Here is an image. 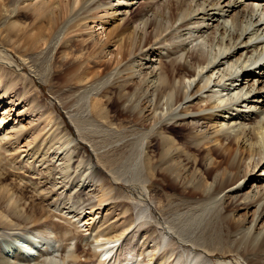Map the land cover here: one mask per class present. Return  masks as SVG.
<instances>
[{
	"label": "rangeland",
	"instance_id": "obj_1",
	"mask_svg": "<svg viewBox=\"0 0 264 264\" xmlns=\"http://www.w3.org/2000/svg\"><path fill=\"white\" fill-rule=\"evenodd\" d=\"M15 1L11 9L18 11L19 14L32 13V7L29 4L50 1V10H57L59 4V21H61L62 11L70 9V1L67 0ZM175 1L149 0L147 3L152 4V10L147 12L144 20L151 19L152 13L161 4L174 3ZM140 2L144 4L145 0H134V2L130 0H98L95 3L96 5L94 4L95 6L89 5L88 9L85 10L86 13L81 11L77 16L67 13L64 23L59 25V32L55 34L47 46L28 44L29 40L25 41L24 36L17 41L9 40L5 43H3L2 38L0 39V120L2 114L6 117V119L4 117L5 122L0 131V169L6 174L4 184L10 189L9 194H12L13 191V197L16 196L14 198L21 200L20 203L26 209L44 208L43 212L37 209V213L31 214L34 215L33 220L25 227L23 224L18 227L13 226V221L9 217L0 220V264L3 262L4 264H20V261L14 256L15 254L9 259L7 247H3L7 245V240L15 236H21L20 241L25 249L30 246V238L37 240L36 237L44 231H51V239L54 241L51 244L52 246L49 245L48 247L49 250H54L56 261L58 260L62 264H101L100 260L105 259L107 256L109 259L104 264H145V262L149 264H190L192 263L191 259L194 261V257L192 258L194 253L205 256L202 264L246 263L239 254L235 253V247H233L235 246V233L230 235L226 233L223 222L219 220L220 214L223 212L219 207L221 204L218 199L222 195L217 198L215 203L217 206L214 205L210 210L211 212H206L205 214H208L203 215V217L197 216L192 219L193 214L188 212L190 208L184 206L178 209L179 212L177 209L167 210V208H163V212L157 210L158 207H161L162 202L152 197L153 194L148 187L154 180L143 169L142 161L146 162L153 158V154L145 149V145L153 135L161 134L158 133L160 132L158 126L161 123H166L167 119L171 122L168 115L165 114V109L162 112L164 117L162 116L159 121L157 114L143 113V116L141 115L145 123L134 128L141 130L144 134V138L140 142L142 148L138 149L139 153L135 148L126 146L128 142L133 141L132 139L137 136L129 135L128 132L125 133L127 129L119 128L118 123L123 120L122 117L118 118L119 121H112L111 123L104 120L94 121L92 118L90 112L92 98L104 96V99H106L110 95L113 98L114 93H110L108 88H117L122 82H129L133 85L128 99L131 104L133 103L132 105H136L139 109L153 93L152 81L154 77L151 71L158 68L159 60L163 57L162 60L166 62L172 58L177 62H186L192 65L184 49L200 50L204 54H208L210 58L214 56V51L219 49L218 43H215L216 39L212 41L211 32L213 29L206 27L207 24L212 22H208V18L203 16L204 22L200 23L198 21V24L196 21L202 15H193L192 17L196 19L191 20V22L194 21L195 23L188 25V27L177 30L181 22L180 17L172 25L170 24V27L167 23L169 28L163 34L165 36L171 33V39L168 36L156 37L157 39L155 38L154 42L164 41L162 44L154 46L158 50L140 55L138 46L143 38L150 34L149 31L146 34L144 24L133 25L129 29L130 31L128 30L127 34L123 35L122 40H118L120 37L116 34L118 29L122 27L123 20L128 18L129 13L134 11L141 4ZM187 4L190 8L197 9L192 0H189ZM2 9L3 13H0V15L3 16L5 7H2ZM164 14L165 17L168 16L167 9ZM105 20L106 22H104ZM6 21L1 17L0 28L5 26ZM163 23H166V21L163 20ZM27 25L28 21L25 25H22L23 28H27L25 37L34 32ZM227 25L229 26V23ZM128 36L132 40V46L127 42ZM94 42L97 45L94 46ZM62 43H67L69 49L64 53L56 54L57 48ZM71 45L76 46L75 49L70 47ZM101 45H103L104 50L99 54ZM182 47L185 48L182 50ZM77 49L81 50L80 54L71 53ZM170 49L171 52H169ZM168 53L174 54L171 58H168ZM87 57L90 62L99 59L107 65L109 67L107 75H100L98 69L97 80H90L82 85L74 84L76 83L75 80L68 73L71 70L78 69L79 66L77 72L84 68L86 66L84 65V58ZM6 59H8V63ZM61 61L66 62L65 66L60 65ZM132 66L134 68L130 73V69H127ZM226 67L224 65L222 68L225 69ZM57 74L59 75L58 80L54 78V75ZM213 77L217 78L216 75ZM8 80L14 82V85L10 89L4 90L2 88L3 82L6 83ZM198 80L199 77L191 78L192 89L197 90L204 86ZM185 83L187 84L188 80H185ZM178 85L179 82L176 81V86ZM212 85L213 82L210 83V86ZM254 86L256 87L255 83ZM207 89L209 91V88L200 89V93L192 101L187 99L190 103L185 100L186 102L176 110L181 111V116L175 117L176 119L190 116L193 113L202 116L195 129L185 132V136L188 135L186 141L190 136H194V139L202 143L201 138L207 136L210 139L217 132H220V122L215 116L213 117L217 113L214 110L215 107L209 105L207 108L195 109V111L192 108L194 105L198 106L200 100L198 96ZM212 89L210 88V92L215 89L218 90L219 87ZM210 92L202 94L206 96L205 94L208 95ZM122 93H125V91H122ZM225 98L228 99L229 96H225ZM226 103H231V98ZM66 106L69 107L66 108ZM127 106H129V103H121L118 110L124 111ZM248 110L245 109V112ZM104 111L107 116L113 115L108 109H104ZM176 119H173L172 122L177 121ZM71 121H76L77 125L80 126L78 130L81 134L79 132L77 134H80L79 138L82 137L79 140L82 143L79 146L81 149H74L72 145L64 144L63 139L59 138L63 123H66L71 128L74 137L78 138ZM261 121H263V118ZM11 127L14 128L7 135L2 136ZM189 132L192 135L188 134ZM197 132L200 134L198 137H196V135H199L196 134ZM203 133H205L204 136ZM161 135L169 139L172 138L173 144L176 141L170 135ZM203 139L206 140V138ZM199 141L198 146H201ZM210 145L206 150L209 149L211 156L213 153L224 154L229 148L226 142H213ZM181 147L180 143L176 141L172 151L176 152V148L180 152ZM239 153H241V150L235 151L234 149L232 156L239 155ZM242 154L246 156V152ZM259 158L260 156L255 155L253 158L250 157L249 160H246L245 165L251 164L253 160L259 161V165L253 174L247 178L252 182L237 194L236 200L242 195L252 197L255 191L256 196L264 193V158L262 161ZM210 159L211 163L216 162L213 157ZM97 171L111 184L114 191L105 198V203L95 207L93 213L91 212L94 215L93 220L89 222L90 226L93 227L91 229V227H85L84 222L89 216L88 205L96 200L95 197L99 189L97 185H100L103 181L102 178L97 177ZM196 171L194 170L193 173V170H188L184 176L191 175V173L195 177L200 176L199 171ZM44 177L47 180H44ZM186 180L187 177L185 182ZM198 180L202 183L201 188L198 189L199 193L202 190L211 191V180L206 181L202 178ZM47 181L49 184H46ZM204 182L206 183L204 184ZM185 186L191 187L192 185L187 182ZM42 188L43 190L52 188L53 191L49 189L46 192V190H41ZM88 200H90V203H88ZM175 203L180 204L178 200L173 204L176 205ZM253 206H249L246 210L247 221H250L254 212ZM239 213L243 214L244 211ZM187 214L189 215L185 219ZM227 216L231 215L228 214ZM190 217L192 221L189 222ZM263 219L258 225L259 228L263 225ZM62 226L63 228H61ZM186 229L188 230L186 231ZM26 233L29 234V239H23ZM107 236H117V240L110 245V254L104 255L102 244L106 242ZM163 236L165 237L164 241L161 239ZM214 240L215 242H213ZM2 251H5L6 255ZM150 253L154 254V259L152 258L151 261H149ZM69 254H75L79 257H77L76 263L71 258L66 257ZM149 254L150 256H148ZM5 258L7 259L4 261ZM1 260L3 261L1 262Z\"/></svg>",
	"mask_w": 264,
	"mask_h": 264
},
{
	"label": "bare ground",
	"instance_id": "obj_2",
	"mask_svg": "<svg viewBox=\"0 0 264 264\" xmlns=\"http://www.w3.org/2000/svg\"><path fill=\"white\" fill-rule=\"evenodd\" d=\"M67 1H70V9L62 11V15L60 16L61 21H59V4L57 5V10H54L53 8H51L53 10H50V1H41L37 4H29V6L32 7V13L19 14L17 13L18 11L16 12L14 9H11L13 4L16 2L15 0H1L0 13H3L2 7H5V14L3 16L0 15V19L2 17L7 21L5 22L6 24L4 23L5 26L0 28V39L2 38L4 41L2 42L5 43L9 40L17 41L24 36L25 41L29 40L28 44L47 46L50 44L55 34L59 32V25L64 23V18L67 13L72 16H77L81 11L84 13L85 10L88 9L89 5H94L98 0ZM130 1L134 2V0ZM188 1L189 0H176L174 3H163V5L161 4L162 6L160 5V7L152 13V18L147 20H144V17L147 15L149 10H152V4L147 3L149 0H145L144 4L141 3V1V4H139L135 10L133 9L134 7L131 8L134 11L129 13L128 18L125 20L121 19L123 20L122 27H120L116 33L117 36L120 37L118 40H122L123 35H125V33L133 25L144 24L146 27V34L148 31L150 34L146 35L142 42H140L138 51L140 52V55H146L149 51L158 50V48H155L154 46L162 44L164 41H160V43H158L153 40H156L161 36L163 37L165 30L176 22L178 17H180L181 22L179 23L177 30L183 27H188L190 24H194V21L191 22V20L196 19L192 17L193 15H202L196 23L199 24L198 21L203 23L205 20L203 19L204 17L208 18V22H212L211 24H207L206 27L213 29L211 32L212 41L216 39L215 43H218L219 46V49L214 51V56L210 58L208 54H204V52L200 50H190L182 47L181 49L186 51V55L192 63V65H189L186 62L180 63L172 59L171 56H173L175 52L168 53L167 56L171 59L166 62L162 60L164 58L163 57L159 60L158 68L151 71L154 77V80L152 81L154 90L153 93H151V97L147 98L139 109H137L136 105H132L133 103L131 104V101L128 99V95L131 93L133 85L129 82H122L117 88H108L110 93H114L113 98L111 95L106 99H104V96L93 97L90 103V112L94 121L104 120L105 122L111 123L112 121H119L118 118L122 117L123 120L118 123L119 128L127 129L125 133L128 132L129 135L137 136L135 139H132L133 141L128 142L126 146L135 148L137 153H139L140 151H138V149L142 148L140 147L142 144H140V142L142 138H144V134H142L141 130H136L134 128L142 123H145L142 120V114H157L159 121L164 114H162L163 109H165V114L168 115L171 122L167 119L166 123H161L158 126V131L160 132H157L170 135L175 138L182 146V149H180L181 151L179 152L178 149L175 148L177 151L173 152L172 149L176 141L173 144V141H171L172 138L169 139L161 134H152L153 136L145 145V149L153 154V158L149 161L147 160L146 162L142 161V166L143 169L148 172L147 175L154 180L148 187L153 194V199L157 198L162 202L161 207H158L157 210L162 211L163 208H167V210L177 209L178 211V209L184 206L185 208H190L188 212L193 214L192 219L197 216L203 217V215L205 216L211 212L210 210L212 207L216 205L215 203L217 202V198L222 195L218 199V202L221 204L219 207L223 212L221 214L219 213V220L223 222L226 233H229V235L235 233V246H233L235 247V253L239 254V256L245 260V264H264V193L260 196H256L257 193H255V191L253 196L251 195L252 197L242 195L236 200L237 194L241 192L247 184L252 182V180H248L247 178L249 175L253 174L254 170L259 165V161L255 160H253L251 164L245 165L246 160H249L250 157L253 158L255 155L260 156L259 160L261 161L264 158V0H192L197 9L190 8L187 4ZM166 9L168 10L167 17H165L164 14ZM188 17L189 19H187ZM163 20H165L166 23H163ZM27 21V27L30 26V30L34 32L25 37L27 34V28H23L22 25H25ZM104 22H106V20ZM167 23L169 24V27ZM228 23L229 26L227 25ZM228 27H231V31ZM170 34L165 35L164 37H170ZM127 42H129V45L132 46V40H130L129 36L127 37ZM93 45L95 46L97 43L94 42ZM70 47L75 49L76 46L73 47L71 45ZM68 49L69 47L67 43H62L57 48L56 54L64 53ZM103 50V45H101L98 53L101 54ZM80 52L81 50L77 49L71 53L80 54ZM169 52H171V49ZM88 57L84 58V65H86L84 68L77 72L80 68L79 66L78 69L76 68L68 73L71 74L73 77L72 79L75 80L76 83L74 84L82 85L90 80H97L98 69L100 70V75L107 73L109 69L107 65L99 59H95V61L90 62ZM7 60L8 59H6V62ZM65 63V61H61L60 65L65 66ZM224 65L227 66L225 69L222 68ZM133 68L134 66L128 68L127 70L130 69L129 72L132 73ZM68 74L66 75L68 76ZM215 75L217 78L213 77ZM232 76L234 78H231ZM195 77H199L198 82H202L204 84L202 88H209V91L207 89L204 93L210 92V88L219 87L218 90L215 89L209 93L212 95L205 94L206 96H204L202 91L201 94H203L198 96L200 99L198 106L194 105L195 107H192L195 111V109H204L205 107L207 108V106L209 107V105H212L211 107H215L216 109L214 110L217 112L213 115V117L215 116V118L219 120L218 122H220V132H217L214 137H211L213 138H210L211 140L208 139L207 136L203 137L206 138V140L201 138L203 140L202 141L200 139L202 143L198 140L201 143V146H198V141L194 139V136H190V138L186 141V137H188V135L185 136V132L190 129H195L196 124L202 119V116L193 113L190 116L178 117V119L175 118L177 116H181V111H176L177 108L186 102L185 100L187 99L192 101V99L200 93V89H202L200 88L195 90V88H191L192 86L190 84V80ZM54 78L58 80L59 75H54ZM185 80H188L187 84L185 83ZM176 81L179 82L178 86H176ZM212 82L213 85L210 86V83ZM250 82L251 84H249ZM254 83L256 84V87L254 86ZM13 85L14 82L8 80L6 83L3 82L2 88L4 90H8ZM122 91H125V93H122ZM242 91L244 92L242 93ZM225 96H229L228 99L231 98V103H226L228 102V99L225 98ZM189 100H187V103H190ZM121 103H129L126 110H118V106ZM68 107L69 106H66V108ZM104 109L110 110L113 115L107 116ZM193 109H191V111H193ZM245 109L249 110L245 112ZM4 117L5 115L2 114L0 120V131L6 119V117L5 119ZM262 118L263 121H261ZM173 119H176L177 121L172 122ZM71 124L78 138L74 137L71 128L66 123H63L61 126L59 138L63 139L64 144L72 145L74 149L80 148L79 146L82 144L79 142L82 138L81 136L79 138L81 133L78 129L80 126L77 125L76 121H71ZM13 128L14 127L8 128L2 136L7 135V133ZM77 132L80 134H77ZM188 134H191V132ZM196 134L199 133L197 132ZM204 134L205 133H203V136ZM198 136H200V134L196 135V137ZM122 139L124 140L125 138ZM213 142H226L229 148L224 154L213 153L211 156L209 149L206 150V148H209L208 146ZM234 149L235 151L241 150V153H239V155L232 156ZM243 152H246V156H243ZM212 157L214 161H216L215 163L210 162V158ZM133 158L135 159V157ZM67 166L69 165L67 164ZM188 170H193V173L194 170H198L200 176L195 177L193 173H191V175L187 173L189 176H184ZM98 171L96 173L97 177L102 178L103 181L100 185H97L99 186V189L96 197L94 196L96 198L95 202L90 203V200H88V203H90L88 205L89 216L84 222L85 227H91L89 222L93 220L94 215L92 213L94 208L105 203V198L114 191L111 184L105 180ZM186 177L187 180L185 182ZM199 178L206 181H212L211 191L202 190L201 193H199L200 191H198V189L201 188L202 184L200 180L197 181ZM5 180L6 174H4V172L0 169V220L9 217L13 221V226L18 227L23 224L25 227L33 220L34 215L31 214L37 213V209L40 211L42 210L43 212L44 208L33 207L32 209H26L25 206L20 203L21 200L19 201L14 198L16 196L13 197V191L12 194H9L10 189H8L7 185L4 184ZM44 180H47L46 177H44ZM187 182L191 183L192 186L186 187L185 185ZM47 183L48 181L46 184ZM205 183L206 182H204V184ZM14 190L16 191V189ZM41 190H43V188ZM45 190L46 189L43 191ZM48 190H46V192ZM51 191H53V189ZM255 197L257 198L255 199ZM176 200H178L180 204L175 203L176 205H174L173 203ZM190 205L192 206L190 207ZM251 205H254V212L251 215L250 221H247L246 210ZM192 210L196 212H192ZM242 211H244V213L240 214L239 212ZM206 212L208 213L205 214ZM228 214L231 216H227ZM188 215L189 214H187L185 219ZM262 219L263 225L259 228L258 225ZM190 220L191 217L189 222ZM61 228H63V226ZM91 229H93V227H91ZM187 230L188 229H186V231ZM42 233L36 237L37 240H32L29 237V234L26 233L23 236V239L30 238V246L25 249L20 241L22 239L21 236H15L7 240V245H4L3 247H7V255L9 254V259L15 254L14 256H16V258L20 261V264H60V261H56L54 256L55 254L53 253L54 250H49L48 247L53 244L54 241L51 239V231H44ZM116 238L117 236H107L105 239L106 242L102 244L104 248L102 252H104V255L110 254V245L117 240ZM161 239L164 241L165 237L163 236ZM213 242H215V240ZM2 252L4 253L5 251ZM212 253L211 255H213ZM150 254L148 256H150ZM66 257L71 258V260L76 263L78 256L75 254H69ZM153 257L154 254H151L149 261H151ZM192 258L194 261L191 259L192 263L190 264H202L205 256H202L200 253H194ZM6 259L7 258H5L4 261ZM108 259V256L103 260L101 259V264L107 262ZM2 261L3 260H1V262ZM2 264H4V262ZM145 264L149 263L145 262Z\"/></svg>",
	"mask_w": 264,
	"mask_h": 264
}]
</instances>
